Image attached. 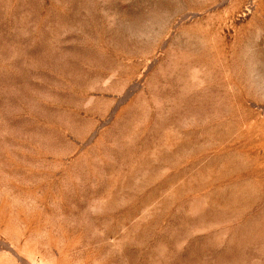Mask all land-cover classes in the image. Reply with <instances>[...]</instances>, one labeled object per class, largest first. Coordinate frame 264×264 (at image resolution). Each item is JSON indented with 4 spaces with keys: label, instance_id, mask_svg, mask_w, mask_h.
<instances>
[{
    "label": "rangeland",
    "instance_id": "1",
    "mask_svg": "<svg viewBox=\"0 0 264 264\" xmlns=\"http://www.w3.org/2000/svg\"><path fill=\"white\" fill-rule=\"evenodd\" d=\"M0 264H264V0H0Z\"/></svg>",
    "mask_w": 264,
    "mask_h": 264
}]
</instances>
